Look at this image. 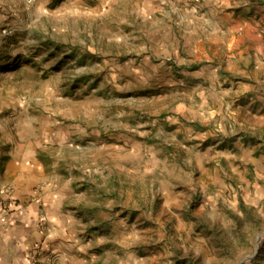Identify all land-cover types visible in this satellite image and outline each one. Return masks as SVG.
Returning <instances> with one entry per match:
<instances>
[{
  "label": "rangeland",
  "instance_id": "1",
  "mask_svg": "<svg viewBox=\"0 0 264 264\" xmlns=\"http://www.w3.org/2000/svg\"><path fill=\"white\" fill-rule=\"evenodd\" d=\"M200 3L0 0V205L18 157L71 176L75 264H264V0Z\"/></svg>",
  "mask_w": 264,
  "mask_h": 264
},
{
  "label": "crops",
  "instance_id": "2",
  "mask_svg": "<svg viewBox=\"0 0 264 264\" xmlns=\"http://www.w3.org/2000/svg\"><path fill=\"white\" fill-rule=\"evenodd\" d=\"M226 4L228 0H201L197 5L203 12L202 21H205L213 32L222 26L224 19L232 15V12H223L222 8ZM192 22V19H189L188 24ZM192 28L197 30L200 25L195 23ZM205 38L217 43L218 37L214 34ZM244 79L250 82L249 74H244L240 80ZM16 160L13 162L16 173L13 196L18 201L12 203L15 210L9 214L7 212L10 208L5 211L0 205V218L5 216L4 224L0 225V256L21 263L27 261L28 251L41 243L58 255L57 264H75V255L65 252L76 248L79 243L80 223L75 214H69V208H74L72 212L76 213L79 207L75 203L80 202L81 198L72 188L73 178L50 173L52 171L49 172L48 164L38 158L26 160L21 156ZM69 200L74 203L72 207L67 206ZM40 211L44 215L42 230L39 227L42 218L39 216Z\"/></svg>",
  "mask_w": 264,
  "mask_h": 264
}]
</instances>
